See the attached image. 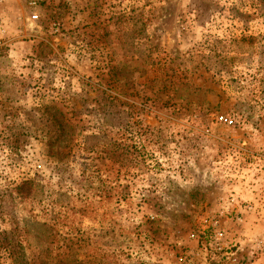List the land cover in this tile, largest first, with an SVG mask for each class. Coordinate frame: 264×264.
Masks as SVG:
<instances>
[{
  "label": "rangeland",
  "instance_id": "1",
  "mask_svg": "<svg viewBox=\"0 0 264 264\" xmlns=\"http://www.w3.org/2000/svg\"><path fill=\"white\" fill-rule=\"evenodd\" d=\"M263 177L264 0H0V264H254Z\"/></svg>",
  "mask_w": 264,
  "mask_h": 264
},
{
  "label": "built area",
  "instance_id": "2",
  "mask_svg": "<svg viewBox=\"0 0 264 264\" xmlns=\"http://www.w3.org/2000/svg\"><path fill=\"white\" fill-rule=\"evenodd\" d=\"M32 18L36 19V16H33ZM218 120H219V122H221V123H223L224 125H227V126H231L234 123V121L230 117H226V116H220ZM214 236H215V239H217V240H220V239L223 238V234L222 233H218V232Z\"/></svg>",
  "mask_w": 264,
  "mask_h": 264
},
{
  "label": "crops",
  "instance_id": "3",
  "mask_svg": "<svg viewBox=\"0 0 264 264\" xmlns=\"http://www.w3.org/2000/svg\"><path fill=\"white\" fill-rule=\"evenodd\" d=\"M15 46H13L12 48H14L15 50L18 49L20 47V43L14 44ZM262 255H260L259 253L256 254V261L254 264H264V252L261 253Z\"/></svg>",
  "mask_w": 264,
  "mask_h": 264
}]
</instances>
